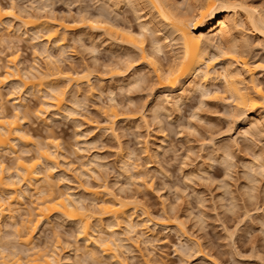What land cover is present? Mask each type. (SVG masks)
Returning <instances> with one entry per match:
<instances>
[{
	"label": "rangeland",
	"instance_id": "rangeland-1",
	"mask_svg": "<svg viewBox=\"0 0 264 264\" xmlns=\"http://www.w3.org/2000/svg\"><path fill=\"white\" fill-rule=\"evenodd\" d=\"M39 1L41 0H0V8L3 7V11H8L10 8L12 9L10 11H13L11 14L13 16L9 15L11 18L6 15L7 17L3 20V22L6 20V24L4 23L6 26L3 24L0 28V80L4 77V82L6 81L8 72L5 70L8 67L6 66L5 69V64H8L9 58L14 56L17 58L16 61H19L17 66L19 72L8 70L9 73L11 72L8 74V79L12 78L0 85V113L1 110L2 113L5 111V114L8 115L17 113L22 130L24 132L29 131L34 142L44 141L49 136L56 141L55 143L58 144L57 152H59L57 169L50 171L52 172V182L57 184L54 192L65 193L63 185L70 186L73 193L83 197L82 204L84 206L86 204L92 212H95L94 209L96 208L93 207L97 203H92V197L87 196L83 189L101 191L100 194L103 195L102 186H107L108 190L110 189V192L122 202L125 200L126 203L129 202L128 204L132 202L135 204L129 208L128 214L133 215L131 219L137 225V231L133 230L134 232L131 231L130 233V230H125L126 227L123 224L115 227L124 243H122L123 248L121 247L115 253L118 254L117 258L123 264H264V227H261V224L264 223V171L258 169V171L260 170L258 173L256 168L252 172L248 167L253 165L254 161L252 160L256 161L254 156H261L260 160L258 158L257 160L264 165V152L261 155L264 151V133L261 132L263 136L262 134L258 135L259 137L256 136V139L249 134L245 136L246 134L241 133L243 131L240 130L239 121L234 120V118L241 120L242 117H238L232 112V105H229L231 102L228 101L229 99L224 93L225 89L222 88L224 85L222 86L223 80L220 76L224 70L225 56L224 59H220V57L214 59L216 52L212 51L207 56L206 64L211 65L210 74L219 77H216L218 80L213 77L215 81L209 82L207 85L210 95L203 97L199 93L191 94L189 99L186 97L185 102L183 100V103L181 102V105L175 109V106H172L171 102L168 103L169 101L162 96L164 91L157 85L158 82L152 75V68L147 64L148 62L145 63L147 59L141 61V53L146 56L153 54L155 58L152 56L151 59L157 61L158 65L162 67L161 69L166 71L168 65L172 66L173 59L178 53L177 41L165 35L167 29L161 31L164 26L161 27L162 23L153 18L155 12L150 5L144 1L139 5L133 4L134 7L127 3H117L116 5L113 0ZM208 1L213 2V0ZM208 1L174 0L180 9V13L183 14L187 9L184 16L189 22L192 16L190 11L194 6L199 4L206 6ZM239 1H244L243 4L253 6L264 14V0ZM32 16H36L33 17L36 19H31ZM14 17L20 18L21 21L31 17V20L41 22H38L40 29L37 28L39 30H36V33L37 31L41 32L38 33V36L40 35L39 41H31L33 36L30 35L35 33L33 32L34 29L24 28L22 23ZM84 20L85 22H83ZM8 21L10 23L13 21L10 28L7 26V24L9 25ZM59 21L65 23L64 25L67 27H69L68 25L73 26L72 30L69 31L59 30V34L61 33L59 38L63 39L64 42H62L64 51L60 54L61 56H58L60 51L53 49L52 44L50 45L44 38V31L51 26L57 28L56 23L58 24ZM105 21L110 25L108 32H104V30L102 32V28L105 27L103 23L106 24ZM139 24L140 26L141 24H148L149 27V31L144 32L146 36L143 37L142 35L143 40H146L141 53L130 49L126 45L127 43H125L126 46H122L124 44L122 41L125 42L124 39L122 40L123 29L132 34H139L141 29ZM192 27L190 24L189 30L191 32H193ZM112 28V33H115L117 29L119 30L117 32L121 31L120 37L118 36L119 33H115L111 37ZM241 28L242 30H239L242 31V37H240L244 39H241L240 42L248 47L244 58L253 68L258 66L256 68L258 70H255L254 73L256 76H253L252 79L255 84L261 82V85L264 86V68H261L263 71L260 69V67H264V40L252 30L248 31L250 28L246 25L243 24ZM135 36L139 37V35ZM113 37L119 38L118 41L121 45L115 38L114 41H116L113 42ZM152 39L158 40L164 49L161 50V53H157L158 55L150 50L149 45L153 41ZM39 43L48 47L49 57L55 59L53 60L55 63L50 58L47 60L46 55H40L43 45L40 46ZM34 52H36V56H34ZM135 54L140 57H136ZM131 55L134 56V59L129 57ZM126 56L130 59H127ZM50 60L55 65L48 62ZM33 66L36 70L32 68ZM53 66H59V71L61 70L66 74L67 72L73 74V71L77 76L86 74L85 80L87 81L81 82L82 84L79 83L80 85L74 83L66 85L63 106L70 108L69 112L66 108H62L63 110L59 113L60 116L56 115L55 118L51 109L44 110L43 108L44 111L48 112H42L38 118H35L33 116L35 110L42 108L40 107L39 95H32L31 91L28 92L20 84V81H25L26 75L37 76L36 78H38L39 75L46 72L45 75L51 77L48 79V76L42 75L43 78L46 77L45 79H47H43L44 82L54 83ZM31 69L35 73L39 72L38 75H33L34 72H31ZM204 69L206 70L203 67L202 71H205ZM26 72L29 75L25 74ZM48 72H53V76ZM119 75H122V78L137 75L136 77L141 80L136 85L137 87L128 86L127 82L121 83L122 78ZM245 75L243 76L244 82L246 81L245 84L249 86L251 80L248 77L251 76ZM247 80L249 81L247 82ZM115 82H119V84ZM55 83L59 86L63 84L60 81H55ZM19 97L24 100L25 107L30 112H28L29 116L25 114V109L14 112L11 100ZM157 107H165L167 111L162 113ZM111 110L117 114L116 119L113 117L114 114H111ZM37 113L39 114V112ZM230 113L234 115L231 117ZM154 116L159 121H156ZM50 117L52 122L48 120L47 125L42 123L43 120L47 121ZM108 119L113 124L108 122ZM261 131L264 132V129ZM81 133H83V137ZM16 145L14 146L15 156L28 158L35 152L34 147L30 144H28L29 147L20 143ZM221 145L222 147L223 145L224 147L227 146V148L232 146L229 152L230 157L228 154L230 148L226 157V154L222 153L225 151L222 150ZM24 149L25 151H23ZM128 152L134 153V156L131 155L134 158L130 157L135 160L127 158ZM5 154H1L0 162L14 172L15 156ZM81 156L84 157L82 158L85 163H88L89 160L88 168L82 167L79 158ZM91 156L94 157L93 160L97 158L94 162L96 164L91 161ZM133 162L138 166L132 164ZM260 162L259 164L255 163L260 165ZM42 167L45 169V166ZM129 167H133V169ZM43 168H41L42 171ZM134 168L137 170L136 173ZM262 168L264 167L262 166ZM85 169L88 176L83 175L81 177ZM89 169L94 172H90ZM202 170L205 172L203 173ZM245 175L249 177H245ZM61 178L66 179L61 182L59 181ZM249 178H253V180L250 182ZM24 187L22 184L19 185L21 192L26 194L24 201L20 200V202L27 205L28 201H34V196L32 192L23 191L26 190ZM248 187L252 188L248 190ZM35 203L37 201L33 204ZM148 218L152 221L149 222L150 225L146 222ZM16 220L19 222L20 219L17 217ZM56 220L57 217L54 216L51 217V220L49 219V223L38 226L36 237H33L31 246L39 251L44 250V247L45 251H54L53 248H55L60 259L65 253L71 251L69 261L62 259V264H114L101 251H98L99 249L94 248V246L87 247L85 242L79 239L75 224L62 219ZM92 222L94 225L95 221ZM109 222L104 220L102 223L106 225ZM7 224H1L3 226L1 229H4V225ZM142 224H145L144 230H142ZM4 230H1L0 233V246L7 243L5 246L10 248L8 249L9 252L18 249L20 246H17L15 239L10 237L13 230L7 227ZM56 246L59 249H56ZM6 252H4L5 255L9 254ZM87 252L97 255L93 256V261L89 260L90 256L88 257ZM96 258L99 259V262Z\"/></svg>",
	"mask_w": 264,
	"mask_h": 264
},
{
	"label": "bare ground",
	"instance_id": "bare-ground-1",
	"mask_svg": "<svg viewBox=\"0 0 264 264\" xmlns=\"http://www.w3.org/2000/svg\"><path fill=\"white\" fill-rule=\"evenodd\" d=\"M41 1H43V0H41ZM41 1H39V2H41ZM113 1L116 3V5H117V3L118 4L127 3L130 5L132 4V6H133V4L139 5V3H142V1L146 2L147 5H150V7H152L154 12H155V17H153V18H156V20H159L162 23V25H160L161 27L164 26L163 30L160 27L161 31H166L164 29H167L168 34L166 33L165 35H168V38L172 37L177 41L178 53L176 54V57L173 59L174 63L172 64V66L168 65L167 68L165 69L166 71H163L164 69H161L162 67H160L158 65L157 61L155 62L154 59H151L153 54L146 56L145 54L142 55V53H141V52H143V45H144V41L146 40V39L143 40L142 35H143V37H144V35L146 36V34L144 32L147 33L149 31L148 24H141V26L139 24V26L141 28L140 30L142 31V34H141L140 30H139V32H140L139 34L133 33L134 35L131 32L126 31L124 29H123L124 34H122L121 31L117 32L118 29L115 32V33H119L118 36L120 35V33L123 35L122 40L124 39L125 42L122 41L124 43V44H122V46H124L125 43H127L126 45L128 47H130V49L138 51L141 53V57H142L141 61H143V60L145 61L147 59L145 61V63L148 62L147 64H149L150 67L152 68L151 69L152 72L151 71L150 72L153 73L152 75L155 76V78L158 82L157 85H159L163 89L164 95H162V96L165 97L164 99L169 101L168 103L171 102V105L175 106V109H176L178 106L181 105V102L183 103V100L185 102L186 97L189 99V96H192L191 94L194 95L195 93H199L203 97H206L209 94V91H208L209 88L207 87V85H209V82L215 81L214 78L216 79V77H218V76L214 77V76H212L214 74H212V75L210 74L211 65L210 64H209L210 66L207 65L206 62H207V56L211 53V51L216 52L215 53L216 57L213 55L214 59L217 57H220V59L226 58V59H224V64H223L224 70H223V72H221L222 74H221L220 78L223 80L222 86L223 85L224 86L222 88L225 89L224 93L227 95V97L229 99L228 101L231 102V104H229V105H232V108H231L233 110L232 112L234 114L238 115V117L239 116L242 117L241 120H240V118H238V120L234 118V120H236V122L239 121L240 130L243 131V132H241V131L240 132L242 134H246L245 136H248L247 134H249L250 136L254 137L255 139H256V136L264 133L263 131H261V129H264V128H262V127H264V95H261V93H264V86H263V84L261 85V82L255 84L254 80L252 79L253 76H256V74H254V73H255V70L256 71L258 70V69H256V68H258V66H256V68H253L252 66H250L248 64L247 60H245L244 55H245V52H247L246 50L248 49V47H247V45L242 44V42H240L241 39L243 40L244 38H241L242 37V35H241L242 31L240 32V30H239V29L242 30L241 27L244 24V25H246V27L250 28L248 31L252 30L253 32H255V34L257 36H259L261 39L264 40V14L260 13L261 10L259 11L256 8H254L253 6L251 7L250 5L247 6V5H245L246 3L243 4L244 1H242L243 2L242 3L239 0H213V2L206 0V2L208 1V3L205 4L206 6L199 4L200 3L199 2L198 3L199 5L194 6L192 11H190L191 14L190 13L189 14L192 16L190 18L191 21L189 22V20H187L186 17L184 16V14H186V12H187V9H186V12H184L183 14L180 13V11H179L180 9L177 7L178 6L177 3L175 4L174 0H113ZM112 2H111V4H112ZM144 2H143V4H144ZM193 3H192V5H193ZM190 6H189V9H190ZM2 8H0V28L6 22V20L3 22L4 18L7 16L10 17L6 13H8V11L12 10L10 8L8 11L5 10L6 11L5 12V11H3L4 9H2ZM10 13L13 14V11H10ZM31 15H33V14H31ZM11 16H13V15H11ZM33 17H36V16H32V18L29 17V18H27L28 20L24 19L25 21H23V20L21 21L20 18H18V17L17 18L14 17V18L17 21L21 22L22 25L24 26V28L29 27L28 29L31 28L32 30L33 29L35 30V31L33 30V32H35V33L33 35H30V36L31 37L33 36L31 38V41L37 42L40 35L38 36L39 32L37 31V33H36V30L40 29L39 23H41V22L38 21L39 22L38 23L37 20L36 21L31 20V19H34V20L36 19ZM8 22H9V25L7 24V26H8V28H10V24L13 21L11 23H10V21H8ZM83 22H85V20ZM152 22H154V20ZM36 23H38L39 25ZM59 23H60V21H59ZM59 23L58 24L56 23V25L58 26L57 27L58 29L53 28L52 26L49 28L47 27L48 29H46L44 31L45 32L44 38L48 43H50V45L52 44L53 49L60 51V53L58 52V54H59L58 56H61L60 54H62V52L64 51L62 48V44L64 42H63V39L59 38V36L61 34V33L59 34V32L62 30L63 31L72 30L73 26L71 27V25H68L69 27H67L66 25H64L65 23L64 24H63V22H61L60 24ZM90 23H89V25H90ZM92 23L95 24L94 22H92ZM101 23H102V21H101ZM107 23L108 22H106V24L103 23V25H105V27L104 28L101 27L102 32H103V30H104V32L110 31V28H108V27H110V25H108ZM189 23L193 26L192 27L193 32H191L189 30V27H190ZM5 24H4V26H6ZM150 24H151V22H150ZM41 26H43V25H41ZM74 27H75V25H74ZM37 28H39V29H37ZM12 29H13V27H12ZM112 30H113V28L111 29V33H112ZM194 32L198 33V34H195ZM115 33L113 32L111 37L113 36V34L115 35ZM25 34H26V32H25ZM103 35H104V33H103ZM135 35H139V37L141 36V38H139ZM151 35L153 36V34H151ZM82 36H83V33H82ZM134 36L136 39L133 38ZM114 38L116 39V37H113V39H112L113 42H115L116 40L118 41V39H119V38H117L114 41ZM80 40H81V38H80ZM118 42L120 43V41H118ZM39 45H40V43H39ZM41 45H43V46L41 47L40 55L41 56L46 55V57H47L46 59L48 60V58H50L49 57L50 51L48 50L47 46H45L44 44H41ZM120 45H121V43H120ZM249 46H250V44H249ZM149 47H150V50L152 52H154V54L155 53L156 54L161 53L162 52L161 50L163 49L161 43L158 40H153L151 42V44L149 45ZM49 48H52V47H49ZM36 52H34L35 53L34 56H36ZM124 52L126 53V50ZM93 53H95V52L93 51ZM128 55H130V54H128ZM246 55H248V54H246ZM135 56L138 57L139 55L135 54ZM129 57L134 59V56L132 57V55ZM129 57H127V59ZM148 57H150V58H148ZM58 58H61V57H58ZM50 59H52V58H50ZM16 60H17V58L13 56V58L12 57L9 58L8 64L7 65L5 64V69L8 67V69L5 70L8 72L6 74L7 75L6 81H9L12 78L11 77L12 75H11L10 76L11 78L8 79V77H9L8 74H11V72L9 73V71L14 70L16 73L19 72L17 69V66L19 65V63H18L19 61H16ZM53 60H55V59H52V61ZM34 61H35V59H34ZM48 62H51V60ZM53 62H51V63H53ZM56 62L58 63V61H56ZM129 62H130V60H129ZM54 63L52 65H55ZM54 67L55 66H53V69H54L53 72H54L55 77L52 75L53 72L52 73L48 72V74H51L53 76V78H55L53 81L54 83H50L48 81L44 82L45 80H47L45 78L48 76V75H45L46 72H45V74L39 75L38 78H36L37 76L35 77V76H31V75L30 76L26 75L25 81H20V84H22V86L26 90H28V92L31 91L32 95H35V94L37 96L39 95L40 107H42V108H38L39 107V103H38V107H37L38 109H36L35 110L36 112L33 113V116L35 118H38V115L40 116V113L46 112V111H44L45 109L46 110L51 109L52 112H54L53 114L55 115V118H56V115H59L60 111L63 110L62 108H64V106H63L64 100H65L64 99V93H65L64 91H65V89H67L66 87L68 85H71L72 83L82 84L81 82L87 81V80H85V78H87L86 74L77 76L76 73L74 74V71H73V74H71L69 72H67V74H66L64 72H61V70L59 71V66L55 67V68ZM203 67L206 68V70L204 69L205 71H202ZM32 68L34 70H36L34 68V66ZM261 68H264V67H260V69ZM33 69H31V72H34ZM45 70H46V68H45ZM261 71H263V70L261 69ZM38 73L34 72L33 75H36V74L38 75ZM25 74L29 75V73H27V72ZM244 74L251 76V77H248V78H250L249 80H251L250 81L251 85L249 84V86H248L247 84H245L246 81L244 82V79H243ZM42 75L46 76V77L43 78ZM147 75H149V74H147ZM147 75H145V76H147ZM217 75H218V73H217ZM41 76H42V78H40ZM119 76H121V78H122V75H119ZM136 76L137 75L126 76V77L122 78L121 83L127 82L128 86L137 87L136 85L139 84V81L141 79L139 77H136ZM154 76H153V78H154ZM50 77L51 76L49 75L48 79H50ZM35 78H36V80L34 81ZM218 78L216 80H218ZM4 79L5 78L3 77V79L0 80V85H2L3 83H6V81L4 82ZM43 79H45V80H43ZM249 80H247V82ZM55 81L56 82L60 81L61 84L63 82V84L61 85L62 87L59 86V84L57 85V83H55ZM119 82L118 83L115 82V83L119 84ZM257 82H259V81H257ZM88 84H89V82H88ZM211 86H212V84H211ZM75 87H80V86L76 85ZM119 87H120V85H119ZM9 94H10V92H9ZM157 97H156V99H157ZM34 98H38V97H34ZM110 99H113V98H110ZM11 101H12L11 106H12L14 112H16L20 109H22V110L25 109V111H24L25 114H27L29 116L30 112L25 107L26 104L21 97L13 98ZM23 102L25 105L23 104ZM74 103H75V101H74ZM43 108H44V110H43ZM65 108L69 112L70 108L69 109L67 107H65ZM170 108H171V106H170ZM172 108L174 109V107H172ZM112 110H114V109L112 108ZM112 110H111V114H114V116L113 115H111V116L115 117V119H116L117 114L115 113V111L113 112ZM158 110L161 111L162 113H164L166 108L165 107H159ZM2 112L3 111L1 110V113H0L1 114L0 115V158H2L1 157L2 153H3V155L6 153V154H10V155L15 156L14 146L16 144L19 145V143L27 145V146H28V144L32 145L35 149L34 150L35 152L33 155L31 154L32 156H29L28 158H24L23 156H21V157H23V158H21V157H19V155L18 156L16 155L14 157V161H15L14 162L15 165L13 166V167H15V169H13L14 172H12L10 170V168L9 169L6 168L4 166V164L0 162V233L2 232L1 230H4L6 227L11 228V230H13V231H11L12 235H10L11 239H15L16 245L20 246L22 248V249H19L20 247H18V249H13L12 251L9 252L8 249H10V248H7L5 246V244H7V243H5L4 245L2 244V246H0V264H62V262H61L62 259L69 261V258H70L69 253H71V251L68 253H65L63 258L60 259L57 255L58 251L56 252L55 248H53V247L52 248L54 249V251H45V247H44V250L41 249V251H39V250H37V248L31 246L32 241H33V237L34 238L36 237L35 235L37 234L36 231H37L38 226H40L42 224L45 225L44 223H47L49 221V219L51 220V217L53 218L54 216L57 217V220L62 219L64 221H69V222L75 224V226L77 227V235H78L79 239H81L83 242H85L84 244H86L87 247L88 246L89 247L94 246V248L99 249L98 251H101V253L105 257L110 259V261H112L114 264H123L122 262H120V260H118V258H117L118 254L116 255V253H115L116 251L118 252L120 250V248L122 247V243H123L121 240L122 237L121 238L119 237V235H118L119 231L115 227H118L119 225L123 224L126 227V229H125L126 231L130 230L129 231L130 233H131V231L132 232L137 231L136 230L137 225H135V223H133V221L131 219L133 215L131 216L130 213L128 214L129 208L131 206H134L135 204L133 202H132L133 204L130 202L132 205L128 204L129 202L126 203L125 200H123L124 202H122L116 195H114L110 192V189L108 190L107 186H102L103 187V190H102L103 195L100 194L101 191L98 192V191H94V190L92 191V190H88V189H83V192L86 193L87 196L89 195L92 197L91 202L97 203L96 206L93 207V208H96V209H94L95 212H92L90 210L91 208H88L86 204L84 206L82 204V202H83L82 198L83 197H80L81 195L77 196L75 194V192L73 193V190L68 185H66V186L63 185V187H65V191H66L65 193H61V192L55 193L54 188L56 189L57 184H56V182L55 183L52 182V175H51L52 172H50V171H52V170L55 171L54 169H57L56 168V165L58 163L57 158L59 157V152H57L58 151L57 150L58 144L55 143L56 141H54L48 134L47 135L49 137L46 136L47 138L46 139L44 138L45 139L44 141L34 142L33 138H31V136H30L29 131L24 132V130H22L21 124H20V118L18 117L17 113L8 115V114H5V111H4V113H2ZM37 112H39V114ZM65 112L66 111H64V113ZM72 112H74V111L72 110ZM66 114H67V112H66ZM234 114H231V117ZM35 115H37V116H35ZM51 117L53 118L52 115H51ZM51 117L48 118L47 121L43 120L42 123L46 124L47 122H49L48 120H51ZM235 117L237 118V116H235ZM109 118H110V114H109ZM111 119H112V117H111ZM140 119H141V117H140ZM155 119H156V117H155ZM112 120L115 121L114 119H112ZM232 120H233V118H232ZM21 121H22V119H21ZM156 121H159V120L156 119ZM51 122H52V120H51ZM108 122H110L109 119H108ZM111 124H113V123H111ZM49 134H51V133H49ZM81 134L83 137V133H81ZM262 136H263V134H262ZM224 145H223V147H224ZM221 147H222V145H221ZM223 147H222V150H224L225 152H222V153L226 154L230 147L229 148H227V146L224 148ZM231 148H232V146H231ZM231 148L228 151V154L231 151ZM25 149H27V148H25ZM25 149L23 151H25ZM26 152L28 153V150ZM263 152L264 151H262L261 155H263ZM133 154L132 153L127 154L128 155L127 158L129 160L133 159L134 158ZM131 155H133V156H131ZM124 156H126V155H124ZM130 156L133 158H131ZM230 156L231 155L229 154V157ZM82 157L83 156L79 157L81 160V165H82V167L83 166L87 167V165H89L88 164L89 160H88V163L87 162L85 163L83 161L84 157L83 158ZM226 157H227V154H226ZM254 157H256L255 158L256 161L252 160V161H254L253 165H250L248 167H250L252 172L256 168H257L256 171H258V169H260V170L263 169L262 171H264V168H262V166L264 167V165H262V163L260 161H259L260 165L256 164V163L259 164L258 160H260L261 156H254ZM91 158H92V156H91ZM91 158H90V160H91ZM93 158L91 161L94 163L95 159H97V158H95L94 160H93ZM257 158H258V160H257ZM133 160H135V159H133ZM92 162H90V163H92ZM128 163H130V162H128ZM94 164H96V163H94ZM132 164H134V162ZM254 164H256V165H254ZM42 166H45V169ZM229 166H230V164H229ZM248 167H247V169H248ZM41 168H43V171L41 170ZM129 168H131V167H129ZM252 168H254V169H252ZM131 169H133V167ZM228 169H229V167H228ZM134 170H135V168H134ZM134 170H133V172H134ZM260 170L258 171V173L260 172ZM136 171L137 170H135V173H136ZM202 171H203V173L205 172L204 170H202ZM262 171H261V173H262ZM86 172H87V170L85 169V171L81 174V177L83 175L88 176ZM90 172L93 173L94 171L90 170ZM249 172H250V170H249ZM252 172L250 173L251 175H252ZM42 173H43V175H41ZM44 173H45V175H44ZM137 174H138V172H137ZM246 175H245V177H249ZM89 177H90V175H89ZM251 177H254V176H251ZM61 179H59V181L62 182L66 178L65 179L61 178ZM249 179H250L249 180L250 182H251V180H253V178L252 179L249 178ZM59 181H58V183H59ZM61 182H60V184H61ZM21 184H22V186H25L24 188H26V190H23V191H26V192L28 191L30 193L32 192L33 196H34V201L29 202L27 200L28 201L27 205L20 202V200L24 201V199L26 198V196H25L26 194L24 195L25 192H21V190L19 189V185H21ZM248 188H249L248 190H250V188H252V187H248ZM245 190H246V188H245ZM33 196H32V198H33ZM36 201H37V203L33 204ZM91 206H89V207H91ZM26 207H28V208H26ZM21 213H23V214H21ZM17 217L20 219V220H18L19 222H17V220H16ZM104 220H105V222H107V221L108 222L110 221V222L107 224L105 223L106 225H104L102 223ZM64 221H63V223L65 224ZM92 221H95V224H96V225L94 224L95 226L92 224L93 223ZM146 222L149 223L152 221L148 218ZM63 223L61 222V225ZM147 223H145V224H147ZM261 223H262V221H261ZM1 224H7V225H4L5 228L1 229V227H3V226H1ZM145 224L144 225L142 224V227L145 226ZM149 225H150V223H149ZM262 226L264 227V223H263V225L261 224V227ZM125 227H123V228H125ZM144 228L145 227H143L142 230H144ZM7 230H4V231H7ZM7 238H8V236H7ZM2 241H3V239H2ZM3 243H4V241H3ZM12 245H15V244H12ZM13 248H15V247H13ZM56 249H59V248L57 247ZM5 251H7L9 254L5 255V253H4ZM92 253L87 252L88 257L90 256L89 260L93 261V259L95 257L94 255H96V254L93 255ZM72 255H71V257H72ZM8 258H12V259H8ZM96 259H98V258H96ZM71 260H72V258H71ZM97 262H99V259L97 260Z\"/></svg>",
	"mask_w": 264,
	"mask_h": 264
},
{
	"label": "snow or ice",
	"instance_id": "snow-or-ice-1",
	"mask_svg": "<svg viewBox=\"0 0 264 264\" xmlns=\"http://www.w3.org/2000/svg\"><path fill=\"white\" fill-rule=\"evenodd\" d=\"M7 15H11V13L10 12H8V13H6ZM261 95H264V93H261Z\"/></svg>",
	"mask_w": 264,
	"mask_h": 264
}]
</instances>
